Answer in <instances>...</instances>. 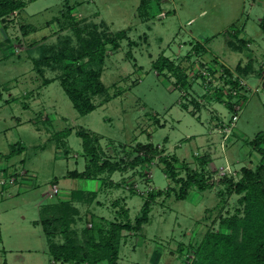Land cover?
Wrapping results in <instances>:
<instances>
[{"label":"rangeland","instance_id":"obj_1","mask_svg":"<svg viewBox=\"0 0 264 264\" xmlns=\"http://www.w3.org/2000/svg\"><path fill=\"white\" fill-rule=\"evenodd\" d=\"M140 4L141 0H34L7 20L6 29L0 21V155L15 143L24 147L21 153L2 159L0 180L8 179L7 171L27 175L15 183H0V264H72L53 262L43 227L35 221L43 205L67 200L73 190H98L102 201L76 203L81 218L75 227L82 229L92 216L105 226L116 219L134 220L150 191L176 186L158 159L96 179L66 177L69 170L85 169L83 141L76 134L79 128L98 134L100 145L112 157L126 156L138 142L165 147L192 168H199L196 158L209 156L213 161L208 170L216 180L224 176L222 171L239 179L244 165L258 164L261 156L249 141L264 130V27L260 23L264 0H160L144 8ZM68 6L82 25L129 29V39L106 58L101 80L108 90L93 98L98 106L88 114L74 107L60 83V70L46 66L41 75L34 65L41 44L57 43L66 35L76 42L68 20L61 33L56 22L49 24ZM146 11L149 15L142 16ZM244 22L241 36L251 41V47L235 51L228 41L236 25ZM22 23L37 26V31L24 35ZM130 40L138 45L131 46ZM197 42L206 50L187 56ZM129 50L134 59L128 58ZM162 54L186 67L191 79L187 89L175 84L171 73L159 74L153 68ZM252 54L248 63L256 74L239 75L238 62L247 65ZM223 65L248 83L242 88L246 99L232 132L228 128L234 112L215 96L216 89H232ZM45 78L51 81L45 84ZM67 127L73 132L66 146H58L52 134ZM55 177L59 192L50 196ZM110 179L121 184H111ZM224 189L222 184L207 190L193 187L186 199L157 198L141 231L125 232L119 264H186L192 257L191 245L208 230H218L222 216L240 206V195L225 192V204L215 208ZM122 197H127L128 217L112 205Z\"/></svg>","mask_w":264,"mask_h":264},{"label":"trees","instance_id":"obj_2","mask_svg":"<svg viewBox=\"0 0 264 264\" xmlns=\"http://www.w3.org/2000/svg\"><path fill=\"white\" fill-rule=\"evenodd\" d=\"M28 1L34 0H0V21L5 29L7 20L20 13ZM153 1L160 2V0H141L140 8L150 6ZM141 15L148 16L149 11ZM65 20L71 23L67 26L72 28L76 42L66 35L60 37L57 43L41 44V55L34 59V65L41 75H44L46 66L60 70V83L74 107L79 113L88 114L98 106L93 98L108 90L101 80L106 58L111 51L121 47L124 39H129V29L113 31L106 27L101 28L97 23L82 25L75 19L72 7L69 6L66 9L61 8L60 15L55 16L49 24L56 22L59 26L58 33H61L67 27L64 25ZM261 25L264 27V20ZM236 26L230 35L236 42L232 39L228 44L233 49L242 51L248 47L249 40L240 36L244 23L240 27L238 24ZM20 27L24 35L37 31V26L30 23H22ZM129 44L138 45L135 40H130ZM204 50H206L205 46L197 42L187 56ZM127 55L129 59H134L131 50L127 51ZM153 68L159 74L171 73L176 78L175 84L181 89H187L191 85L186 67L165 54L153 61ZM252 68L251 63L245 66L239 63L236 71L245 77ZM223 72L229 78L231 90L239 89L240 80L235 76L234 71L223 65ZM198 74L203 76L201 73ZM50 81L48 78L44 79L45 84ZM231 90L216 89L215 96L233 111L234 102L244 100L246 97L244 92L234 95ZM183 107L188 109L187 104ZM164 125L161 123L160 126ZM72 132L73 128L67 127L53 133L51 140L58 146H66V139ZM76 134L83 141L86 165L83 171L69 170L66 177L96 179L106 173L125 172L135 170L139 166H148L158 159V162L163 164L168 178L176 186L169 185L165 189L150 191L145 197L141 213L134 220L116 219L109 221L108 226L92 216L88 221L91 225H86L82 229L75 227L81 218L80 208L75 202L93 200L97 196V191L86 192L76 189L70 193L67 200L50 201L43 205L40 219L36 222L43 227L53 262L119 264L120 248L125 232L141 231L143 225L150 221L152 205L157 198L174 195L178 200L186 199L193 187L207 190L222 184L226 189L219 191L220 201L215 208L219 209L225 204L227 198L225 192L240 195L238 199L240 206L236 208L235 213L222 216L218 230H208L196 245H191L193 258L189 257L186 264H264V130L259 131L249 141L250 146L261 156L258 164L244 165L239 179H235L233 175H224L219 180H216L208 170L211 162L209 156L196 158L199 168H192L176 154H168L165 147L152 142H138L126 152V156L112 157L107 155L100 145L101 137L98 134L85 128L77 129ZM23 149L22 145L15 143L8 153L1 154L0 157L10 159L21 153ZM69 152L66 148L65 153L68 155ZM182 169L185 170V174L181 173ZM12 175L16 176L17 180L23 176L17 172ZM58 179V177L54 178L53 185L58 183ZM131 191L136 192L133 187ZM124 200V198L116 199L113 206L119 207L116 211L119 215L128 217L129 208L126 207ZM101 218L104 220V217Z\"/></svg>","mask_w":264,"mask_h":264},{"label":"built area","instance_id":"obj_3","mask_svg":"<svg viewBox=\"0 0 264 264\" xmlns=\"http://www.w3.org/2000/svg\"><path fill=\"white\" fill-rule=\"evenodd\" d=\"M208 72V74H210L209 73V71H207ZM203 74H205V73H203ZM207 74V73H206ZM239 80H240V90L239 89H233L231 92L234 94V95H238L239 94V92H242L243 90H241L243 87H246V85H248V83H247V81L243 78V77H239ZM239 90V91H238ZM245 100H240V101H235L234 102V108H233V112H234V114H233V121H232V123H231V125L229 126V128H228V130H229V132H232V129L234 128V125H235V123H234V121H236V119L238 118V116H239V114L238 113H240L241 111H242V107H243V105H244V102ZM227 171H222V173L225 175V174H228V173H226ZM231 175V174H230ZM17 181V178H16V176H14V175H9L8 176V179H4V178H2L1 180H0V183L1 184H6L7 182H9V183H15ZM53 192H51L49 195L50 196H53L54 194H57L58 192H59V189H58V187H57V185L55 184V185H53V190H52ZM89 225H91V224H89ZM193 258V254H192V257L190 258V259H192Z\"/></svg>","mask_w":264,"mask_h":264},{"label":"crops","instance_id":"obj_4","mask_svg":"<svg viewBox=\"0 0 264 264\" xmlns=\"http://www.w3.org/2000/svg\"><path fill=\"white\" fill-rule=\"evenodd\" d=\"M20 13H21V11H20ZM19 13H16V15H18ZM264 20V18L260 21V23L262 22ZM243 24V23H242ZM241 24V25H242ZM244 28H245V22H244ZM244 28H243V30H244ZM29 35V34H28ZM241 36V35H240ZM242 37V36H241ZM244 38V37H243ZM248 40V39H247ZM228 46H229V44H228ZM231 49H233L231 46H229ZM248 47L250 48L251 47V41L249 40V44H248ZM233 50H235V49H233ZM235 51H238V50H235ZM253 56H255V55H253L252 54V56H250V57H248V59H247V63L251 60V58L253 57ZM240 62H242V61H239L238 63H240ZM242 64V63H241ZM245 66V65H244ZM255 75L256 73L254 72V68H252L251 69V71H250V73L248 74V75ZM247 75V76H248ZM246 77V76H245ZM3 154H5V153H3ZM212 158V157H211ZM2 159H5V160H7L6 158H2L1 157V159H0V163H3V161H2ZM212 161L213 160H211V162L209 163V165H211L212 164ZM6 164V162L4 163V165ZM86 165V164H85ZM209 165H208V167H209ZM8 166V165H7ZM7 166H6V168H7ZM23 171H26V170H23ZM7 173L9 174V175H12L13 173L12 172H10V171H7ZM68 173V172H67ZM23 177H27V175L25 174V175H23ZM21 178H22V176H21ZM110 183L111 184H113L114 183V185H116V186H118V185H120L121 183L120 182H115V181H113V180H111L110 179ZM82 190H85V189H82ZM86 192H90V191H97V196L93 199V200H90L89 202H91V204L93 203V201H95L97 204H102V201H100L99 199H98V190H85ZM132 192V191H131ZM132 193H134V192H132ZM122 198H124L125 200V204H126V207H128L127 206V197H122ZM83 201H85V200H83ZM77 202H82V201H77ZM77 202H75V204L77 203ZM112 205H113V203H112ZM79 207V206H78ZM117 208H119V207H117ZM116 207H115V209H117ZM80 212H81V210H80ZM91 220V218L90 219H88V221H90ZM36 221H38V220H36ZM35 221V222H36ZM37 223V222H36ZM126 234V233H125Z\"/></svg>","mask_w":264,"mask_h":264}]
</instances>
